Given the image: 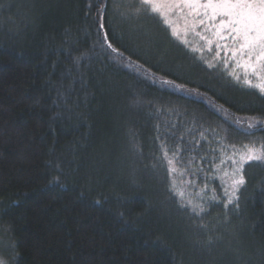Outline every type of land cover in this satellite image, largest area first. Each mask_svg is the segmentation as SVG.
Segmentation results:
<instances>
[{
	"label": "trees",
	"instance_id": "trees-1",
	"mask_svg": "<svg viewBox=\"0 0 264 264\" xmlns=\"http://www.w3.org/2000/svg\"><path fill=\"white\" fill-rule=\"evenodd\" d=\"M135 7L0 0L5 264H264V164L245 166L239 208L223 206L231 162L216 169L233 151L222 145L264 142L245 123L264 119V97L209 69L190 50L205 48L199 37L185 46ZM103 31L122 57L98 43ZM161 145H179L176 187L199 216L169 191Z\"/></svg>",
	"mask_w": 264,
	"mask_h": 264
},
{
	"label": "snow or ice",
	"instance_id": "snow-or-ice-1",
	"mask_svg": "<svg viewBox=\"0 0 264 264\" xmlns=\"http://www.w3.org/2000/svg\"><path fill=\"white\" fill-rule=\"evenodd\" d=\"M132 11L134 15L143 12L155 16L170 29V34L185 46H190L191 43L187 39L189 32L199 37L204 42V47L211 53V57L205 58L200 47L191 46L190 50L193 53H201L200 59L209 69L216 68L217 65L223 67L237 83L242 82L256 94L264 97V0H136V7ZM173 17L183 21V31L178 30ZM99 28L104 29L105 24L99 23ZM98 43L101 47L106 44L117 57L123 56V53L113 46L108 31L100 33ZM229 68L232 70H228ZM237 69L241 70L242 74H238L235 71ZM162 83L177 91H185L183 85L175 81L164 80ZM235 123L237 126H243L239 120ZM245 123L250 131L259 129L264 132V119L253 117ZM228 147L233 149L230 155L225 152ZM161 148L171 178L169 191L179 198L177 202L180 208L190 206L192 212L199 216L205 211L204 206L193 204L190 197L186 199L185 191L176 187L174 174L178 173L180 176L185 174L176 166L178 163L183 164L180 160L179 145L171 155L163 145ZM221 151L225 152L226 160H220L216 165L217 171H220L221 165L227 161L231 162V171L223 170L222 175V178H228L227 186L223 188L227 197L223 206L225 209L229 205L239 208L238 193L240 187L246 183L244 168L253 163L264 164V142H260L259 146L256 143L244 144L240 150H237L235 145H222ZM186 182L194 185L193 181ZM206 188L207 182L197 195L201 196ZM211 199L216 200V196L213 194ZM200 227L204 225L201 224ZM208 243H212L211 239ZM0 264L5 262L0 260Z\"/></svg>",
	"mask_w": 264,
	"mask_h": 264
},
{
	"label": "rangeland",
	"instance_id": "rangeland-1",
	"mask_svg": "<svg viewBox=\"0 0 264 264\" xmlns=\"http://www.w3.org/2000/svg\"><path fill=\"white\" fill-rule=\"evenodd\" d=\"M173 19L176 21V27L178 28V30L183 31V21L176 19L175 17H173ZM193 43L195 44V42H193ZM202 49H205V48H202ZM229 69L232 70L231 68H229Z\"/></svg>",
	"mask_w": 264,
	"mask_h": 264
}]
</instances>
